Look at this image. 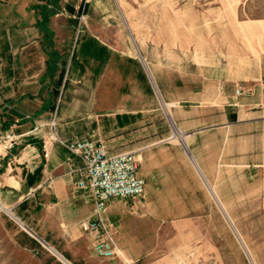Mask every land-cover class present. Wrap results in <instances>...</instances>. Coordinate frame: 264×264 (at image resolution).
<instances>
[{"label": "crops", "instance_id": "1", "mask_svg": "<svg viewBox=\"0 0 264 264\" xmlns=\"http://www.w3.org/2000/svg\"><path fill=\"white\" fill-rule=\"evenodd\" d=\"M47 1L0 0L3 201L15 209L27 203L23 211L31 209L32 224L84 264H116L91 253L90 238L81 229V221L92 215L93 201L75 186L81 159L51 139L48 122L57 108L61 138L100 140L111 153L133 152L140 161L144 197L113 198L105 213L131 259L157 250L169 211L196 208L190 202L204 187L216 204L213 192L218 195L226 210L250 201L264 210L263 75L247 79L250 95L239 101L240 79L228 74H208L203 80L169 75L176 83L175 97H167L175 132L154 96L150 74L127 43L100 25L75 37L68 10L43 21L39 7ZM9 132L19 138L5 151L2 137ZM81 242L89 246L85 252L78 248Z\"/></svg>", "mask_w": 264, "mask_h": 264}, {"label": "rangeland", "instance_id": "2", "mask_svg": "<svg viewBox=\"0 0 264 264\" xmlns=\"http://www.w3.org/2000/svg\"><path fill=\"white\" fill-rule=\"evenodd\" d=\"M67 4L76 9L71 16L77 20L75 37L100 25L109 36L127 43L150 74L154 96L175 132L167 97H175L176 83L169 75L203 80L208 74H228L240 79L242 94L236 93V101L250 95L247 79L264 76V0H60L62 10L67 11ZM257 99L254 94L251 102ZM201 191L190 202L196 208L169 211V219L162 221L160 247L138 263L264 264V210L252 201L226 210L218 195L213 192L216 204L205 187ZM0 202L11 207L1 197ZM15 211L45 237L32 224L30 208L17 206ZM34 240L0 209V264H63L42 246L34 247ZM58 247L73 263L84 264ZM86 247L81 242L78 248L85 252Z\"/></svg>", "mask_w": 264, "mask_h": 264}, {"label": "built area", "instance_id": "3", "mask_svg": "<svg viewBox=\"0 0 264 264\" xmlns=\"http://www.w3.org/2000/svg\"><path fill=\"white\" fill-rule=\"evenodd\" d=\"M238 95L242 94L239 88ZM1 98V97H0ZM26 118L32 115L26 114ZM48 125L53 129L51 139L59 142L67 150L77 155L83 162L81 178L75 183L76 188L89 193L93 201L92 215L81 221V229L89 236L93 252L102 258H108L116 264H139L138 260L129 258L116 240L115 232L105 219L108 202L113 198L137 199L146 193V181L139 174L140 161L133 152L111 153L107 144L92 138L75 137L65 140L56 132L58 109L55 108ZM14 133H5L2 146L5 151L14 148L18 141ZM47 142H45V147ZM9 217L33 237L44 249L64 263L53 251L61 254L70 264H75L53 246L45 237L28 224L15 211L0 202ZM53 250V251H52Z\"/></svg>", "mask_w": 264, "mask_h": 264}, {"label": "trees", "instance_id": "4", "mask_svg": "<svg viewBox=\"0 0 264 264\" xmlns=\"http://www.w3.org/2000/svg\"><path fill=\"white\" fill-rule=\"evenodd\" d=\"M66 8L67 10L72 13V14H76V9H75V6L72 5V4H67L66 5ZM39 9L42 11L43 13V21L45 20H49V18L51 16H53L54 14L58 13L62 8H61V5H60V0H48V2H46L45 4H42L40 5ZM74 21V23H77V20L76 19H72ZM27 208V203H23L21 206H20V209L21 210H25ZM18 215H20L22 218L24 215H22L21 212L18 213ZM25 220V219H24ZM47 240L48 238L45 237ZM53 246H55L59 251V247H58V244L55 243V242H52L50 240H48ZM34 242L37 244H33L34 247H41V245L39 243H37V241L34 240ZM36 245V246H35ZM42 248V247H41ZM62 252V251H60ZM63 253V252H62ZM64 254V253H63ZM65 255V254H64ZM66 256V255H65ZM67 257V256H66ZM68 258V257H67ZM70 259V258H68Z\"/></svg>", "mask_w": 264, "mask_h": 264}, {"label": "bare ground", "instance_id": "5", "mask_svg": "<svg viewBox=\"0 0 264 264\" xmlns=\"http://www.w3.org/2000/svg\"><path fill=\"white\" fill-rule=\"evenodd\" d=\"M53 251V250H52ZM55 254L57 253V254H59L58 252H56V251H53ZM56 254V255H57ZM61 255V254H60ZM62 256V255H61ZM63 257V256H62ZM64 258V257H63ZM65 259V258H64ZM66 260V259H65ZM69 264H70V262L68 261V260H66Z\"/></svg>", "mask_w": 264, "mask_h": 264}]
</instances>
